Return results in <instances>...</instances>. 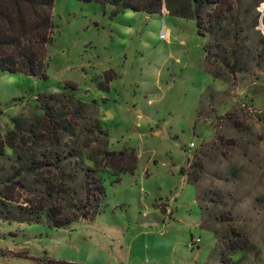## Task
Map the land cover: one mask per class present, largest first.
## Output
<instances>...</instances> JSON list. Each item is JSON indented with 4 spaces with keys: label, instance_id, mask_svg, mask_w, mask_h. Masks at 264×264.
<instances>
[{
    "label": "rangeland",
    "instance_id": "obj_1",
    "mask_svg": "<svg viewBox=\"0 0 264 264\" xmlns=\"http://www.w3.org/2000/svg\"><path fill=\"white\" fill-rule=\"evenodd\" d=\"M231 4L212 35L198 36L165 9L111 15L54 0L46 78L0 72V136L13 118L41 115L37 95L74 85L65 91L82 103L68 108L78 109L76 146L88 152L93 116L107 149H132L136 168L118 183L100 174L105 198L92 221H0V264H264V0ZM228 22L241 29L234 39ZM204 45L217 58L206 60ZM107 70L115 77L102 91ZM4 156L0 176L15 166L9 148ZM231 231L248 246L228 255Z\"/></svg>",
    "mask_w": 264,
    "mask_h": 264
},
{
    "label": "trees",
    "instance_id": "obj_2",
    "mask_svg": "<svg viewBox=\"0 0 264 264\" xmlns=\"http://www.w3.org/2000/svg\"><path fill=\"white\" fill-rule=\"evenodd\" d=\"M76 1L109 6L111 15L124 10L157 15L165 9L168 15L191 20L198 36L212 35L233 9L231 0ZM53 3L54 0H0V72L46 78ZM227 24L234 39L241 29ZM202 51L206 60L216 57L205 45ZM101 77L96 87L107 91L115 75L107 70ZM65 89L73 92L75 87L66 84L58 93L37 95L35 102L41 115L31 122L22 115L13 118L12 128L4 137L0 136V159L5 157L4 148H9L15 162L10 174L0 176L2 222L45 223L50 228H61L79 219L92 221L105 198L100 174L110 171L113 182L118 183L117 175H131L136 168L137 158L132 149H107V133L93 116L87 118L85 128L90 138V143L84 145L88 152L83 153L76 146L74 119L78 109L71 114L68 108L72 101L77 106L82 103ZM13 185L23 194L16 192ZM230 235L222 243L226 254L248 246V241L236 232L231 231ZM221 262L226 264L224 258ZM48 264L76 263L49 260Z\"/></svg>",
    "mask_w": 264,
    "mask_h": 264
}]
</instances>
